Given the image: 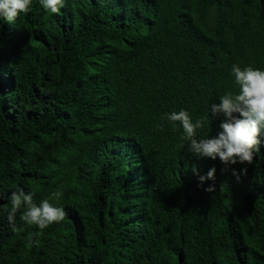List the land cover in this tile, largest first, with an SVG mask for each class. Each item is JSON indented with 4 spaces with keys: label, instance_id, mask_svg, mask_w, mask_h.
Wrapping results in <instances>:
<instances>
[{
    "label": "trees",
    "instance_id": "obj_1",
    "mask_svg": "<svg viewBox=\"0 0 264 264\" xmlns=\"http://www.w3.org/2000/svg\"><path fill=\"white\" fill-rule=\"evenodd\" d=\"M234 64L264 70V0H32L0 18V264H264V128L253 163L226 167L165 116H207L197 138L215 137ZM213 167L201 184L193 168ZM20 189L64 220L39 229L22 206L14 233Z\"/></svg>",
    "mask_w": 264,
    "mask_h": 264
},
{
    "label": "clouds",
    "instance_id": "obj_2",
    "mask_svg": "<svg viewBox=\"0 0 264 264\" xmlns=\"http://www.w3.org/2000/svg\"><path fill=\"white\" fill-rule=\"evenodd\" d=\"M31 2L32 0H0V18L14 20L21 13H27L30 10ZM40 3L45 10L58 13L63 7L64 0H40ZM232 74L236 85L239 86L238 92L227 93L220 97V103L211 105L213 117L221 115L224 117L219 125L221 131L215 137L197 138V130L204 126L207 116L193 122L188 111L184 109L165 114L170 122H179L182 125L184 132L182 139L189 141L190 152L213 160L218 157L226 167L238 162L248 165L253 163L254 152H259L261 128H264V70L251 66L242 69L234 64ZM193 172L198 176L201 184L207 180L215 181V167L211 168L206 175H200L195 168ZM246 173L247 168L239 172L232 170L237 180ZM205 190L214 191V184ZM53 196L59 198L62 192L57 191ZM11 205L7 218L14 233L19 232L15 217L22 206L25 211L21 215V220L28 225H36L39 229L59 223L66 216L62 207L54 206L47 199L37 205L34 203L32 194L25 193L23 189L12 193Z\"/></svg>",
    "mask_w": 264,
    "mask_h": 264
}]
</instances>
